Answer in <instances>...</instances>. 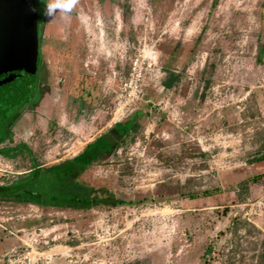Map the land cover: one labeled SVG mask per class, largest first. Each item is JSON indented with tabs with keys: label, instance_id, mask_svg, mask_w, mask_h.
<instances>
[{
	"label": "rangeland",
	"instance_id": "rangeland-1",
	"mask_svg": "<svg viewBox=\"0 0 264 264\" xmlns=\"http://www.w3.org/2000/svg\"><path fill=\"white\" fill-rule=\"evenodd\" d=\"M47 24L42 91L0 146L22 151L0 157V186L74 159L139 109L137 130L77 178L130 204L0 196V264L30 250L39 264H259L264 180L250 179L264 175V0H75ZM139 57L142 93L119 120Z\"/></svg>",
	"mask_w": 264,
	"mask_h": 264
},
{
	"label": "trees",
	"instance_id": "trees-1",
	"mask_svg": "<svg viewBox=\"0 0 264 264\" xmlns=\"http://www.w3.org/2000/svg\"><path fill=\"white\" fill-rule=\"evenodd\" d=\"M142 110H136L128 116L125 123L116 125L107 134L87 145L84 151L72 160L63 162L51 170L37 168L27 177L15 181L11 185L0 186V196H17L24 202L35 203L43 207H63L74 210H90L98 207L114 208L130 204L116 197L106 188L94 189L79 184L77 178L94 162L101 160L124 144L125 138L137 130V120L142 116ZM22 151L20 149L0 150V154L8 158H15ZM254 163H264V144L259 150V157ZM53 176V186L45 188L44 176ZM264 180L260 174L250 179L251 183L257 184ZM212 192L182 193L177 198L196 199L201 195L208 196ZM259 264H264V252L259 257Z\"/></svg>",
	"mask_w": 264,
	"mask_h": 264
},
{
	"label": "water",
	"instance_id": "water-1",
	"mask_svg": "<svg viewBox=\"0 0 264 264\" xmlns=\"http://www.w3.org/2000/svg\"><path fill=\"white\" fill-rule=\"evenodd\" d=\"M36 36V0H0V93L12 69L20 79L34 74L39 58ZM12 106L0 103V117Z\"/></svg>",
	"mask_w": 264,
	"mask_h": 264
},
{
	"label": "flooded vegetation",
	"instance_id": "flooded-vegetation-1",
	"mask_svg": "<svg viewBox=\"0 0 264 264\" xmlns=\"http://www.w3.org/2000/svg\"><path fill=\"white\" fill-rule=\"evenodd\" d=\"M44 8V2L36 0V10H37V36L36 40L38 42V63L34 67V74H27L26 79H20V75L13 73L14 69L11 71V78L9 77L8 84H6L5 89L0 93V103L3 108L8 105L13 104L1 117L0 122L3 121V125L0 127V146L4 143H12V130L16 125V122L20 119L21 115L25 112H30L36 105L40 93L42 91L41 77L38 79L39 69L42 68L43 72V53H42V40L44 33L48 30L46 18L42 15ZM52 31V30H51ZM26 82V83H25ZM26 85V86H25ZM13 112L10 116L9 113ZM20 148V147H16ZM0 150H6V148H0ZM4 155L0 154V157ZM5 157V156H4ZM1 159V158H0ZM40 168V167H37ZM37 168H34L30 173L34 172ZM42 169V168H41ZM29 173V174H30Z\"/></svg>",
	"mask_w": 264,
	"mask_h": 264
},
{
	"label": "built area",
	"instance_id": "built-area-1",
	"mask_svg": "<svg viewBox=\"0 0 264 264\" xmlns=\"http://www.w3.org/2000/svg\"><path fill=\"white\" fill-rule=\"evenodd\" d=\"M143 65L144 61L141 57L137 58L132 63V72L130 73L129 78L125 81L122 92L119 96V108L116 112L119 120L125 118L129 112H132L130 110L131 105L137 102L139 94L142 93L139 89V82L143 78ZM36 256L34 250H30L19 255L16 262L17 264H39L40 259Z\"/></svg>",
	"mask_w": 264,
	"mask_h": 264
},
{
	"label": "clouds",
	"instance_id": "clouds-1",
	"mask_svg": "<svg viewBox=\"0 0 264 264\" xmlns=\"http://www.w3.org/2000/svg\"><path fill=\"white\" fill-rule=\"evenodd\" d=\"M74 3L75 0H44L42 15L51 19L58 13L68 14Z\"/></svg>",
	"mask_w": 264,
	"mask_h": 264
}]
</instances>
